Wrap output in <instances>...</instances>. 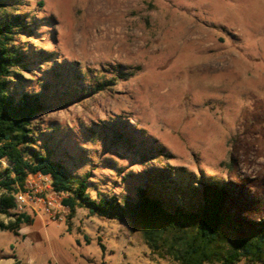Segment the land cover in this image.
Masks as SVG:
<instances>
[{
	"label": "rangeland",
	"instance_id": "obj_1",
	"mask_svg": "<svg viewBox=\"0 0 264 264\" xmlns=\"http://www.w3.org/2000/svg\"><path fill=\"white\" fill-rule=\"evenodd\" d=\"M4 11L27 27L7 41L26 56L15 90L47 98L32 146L85 178L90 196L173 171L241 190L260 208L240 215L264 217V0H14ZM36 182L40 203L23 205L32 222L0 229V264H178L129 220L70 211Z\"/></svg>",
	"mask_w": 264,
	"mask_h": 264
},
{
	"label": "trees",
	"instance_id": "obj_2",
	"mask_svg": "<svg viewBox=\"0 0 264 264\" xmlns=\"http://www.w3.org/2000/svg\"><path fill=\"white\" fill-rule=\"evenodd\" d=\"M13 2L0 0V160L5 161L0 170V214L10 216L8 222H0V229L17 233L21 224L32 221L28 213L16 210L15 194L29 174L40 173L49 176L54 191L64 194L61 203L70 211L79 205L87 207L90 215L127 219L142 232L152 251L178 264L263 259L264 217L245 220L240 215L248 208H260L245 200L241 190L217 181L185 182L170 171L160 180H142L131 194L118 197L97 192L92 197L85 178L73 174L47 148L32 146L30 121L45 107L47 98L15 90L14 67L23 64L26 56L7 41L13 33L27 32V27L19 14L4 11V4ZM54 78L55 85L62 84L59 74ZM83 91L76 85L72 95Z\"/></svg>",
	"mask_w": 264,
	"mask_h": 264
},
{
	"label": "built area",
	"instance_id": "obj_3",
	"mask_svg": "<svg viewBox=\"0 0 264 264\" xmlns=\"http://www.w3.org/2000/svg\"><path fill=\"white\" fill-rule=\"evenodd\" d=\"M30 179H32V181H30ZM36 181L43 182L45 185L44 188L48 189L49 191H52V193L54 194L59 193L52 189L49 176L42 175L40 173L29 174V178H25L22 188L15 194V202H16L17 211L19 212L24 211L23 205L25 204L40 203L41 199L39 198L38 195L42 192V188H40L37 185ZM46 212L47 213L49 212L48 209H46Z\"/></svg>",
	"mask_w": 264,
	"mask_h": 264
},
{
	"label": "crops",
	"instance_id": "obj_4",
	"mask_svg": "<svg viewBox=\"0 0 264 264\" xmlns=\"http://www.w3.org/2000/svg\"><path fill=\"white\" fill-rule=\"evenodd\" d=\"M32 222V221H31ZM30 222V223H31ZM29 223V224H30ZM20 228V227H19ZM19 230V229H18ZM44 232V231H43ZM13 233V232H12ZM14 235H17L18 234V231H17V233H13ZM27 242H28V240L27 239H25ZM29 243L31 244V242H30V240H29ZM30 246V245H29ZM29 248V247H28ZM31 249V248H30ZM32 256H34V254H33V251L31 250V253H30ZM37 256H35V258H36Z\"/></svg>",
	"mask_w": 264,
	"mask_h": 264
}]
</instances>
